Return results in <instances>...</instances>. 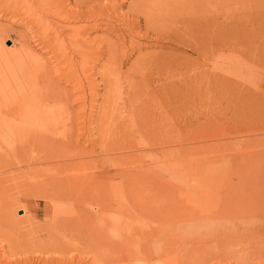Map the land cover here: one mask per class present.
<instances>
[{
    "label": "rangeland",
    "instance_id": "obj_1",
    "mask_svg": "<svg viewBox=\"0 0 264 264\" xmlns=\"http://www.w3.org/2000/svg\"><path fill=\"white\" fill-rule=\"evenodd\" d=\"M0 64V264H264V0H0Z\"/></svg>",
    "mask_w": 264,
    "mask_h": 264
},
{
    "label": "bare ground",
    "instance_id": "obj_2",
    "mask_svg": "<svg viewBox=\"0 0 264 264\" xmlns=\"http://www.w3.org/2000/svg\"><path fill=\"white\" fill-rule=\"evenodd\" d=\"M5 44V43H4ZM21 45V44H20ZM24 45V44H23ZM217 45V44H216ZM215 47V46H214ZM219 47V46H218ZM222 47V46H221ZM220 47V48H221ZM2 50H4V49H2ZM219 50V49H218ZM2 53H4V52H2ZM13 53V52H12ZM51 53V52H50ZM5 54V53H4ZM32 54H33V52H32V50L31 49H29V48H26L24 51H21V55H19V57L20 56H22V58L23 57H27V56H32ZM206 54H208V53H206ZM212 54V53H211ZM3 55V54H2ZM27 55V56H26ZM205 55V54H204ZM5 55H3L2 57H4ZM8 56V55H7ZM209 56V55H208ZM15 57V56H14ZM13 57V58H14ZM17 57V56H16ZM29 57V58H30ZM35 57V56H34ZM33 57V58H34ZM167 57V56H166ZM11 59H12V57H11ZM16 59V58H15ZM20 59H21V57H20ZM45 59V58H44ZM165 59V58H164ZM14 60V59H13ZM12 60V62L14 63V61ZM33 60V62L36 64V65H38L37 67L38 68H44V65H43V63H41V60H38L37 59V57L36 58H34V59H32ZM6 61V60H5ZM31 61V60H30ZM152 61V60H151ZM32 61H31V63H33ZM3 63H5V62H3ZM30 63V62H29ZM28 63V64H29ZM9 64V63H8ZM16 64H18V63H16ZM0 65H2V64H0ZM26 65V64H25ZM34 65V64H33ZM32 65V66H33ZM45 65H46V63H45ZM6 66V64L4 65V67ZM8 66V65H7ZM116 66V65H115ZM19 67V66H18ZM22 67H23V65H22ZM13 68V67H12ZM0 69H2V68H0ZM22 69V68H21ZM20 68L18 69L19 71L21 70ZM40 69V70H41ZM40 70H38V71H40ZM2 71V70H1ZM16 71H17V68H16ZM3 72H6V71H3ZM9 72H11V71H8V73H5V75L7 74V76H8V74L10 75V73ZM22 72V71H21ZM42 72H44V69H42ZM47 72V71H46ZM46 72H45V75H46ZM112 72H113V70H112ZM50 73V72H49ZM49 73L47 74V75H49ZM161 73V72H160ZM4 74V73H3ZM15 75V77L17 78V76H16V74L17 73H14ZM32 74V73H31ZM42 74V73H41ZM5 75H4V77H5ZM20 75V74H19ZM21 75H23V74H21ZM43 75V74H42ZM52 75V74H51ZM13 76V77H14ZM25 76L27 77V75H24V78H25ZM39 76V75H38ZM13 77H12V80H13ZM21 77V76H20ZM5 78H8V77H5ZM15 78V79H16ZM38 78V77H37ZM42 78H43V76H42ZM106 80H107V82H108V86H107V91H111V90H113V87H115V85L117 84H119V82H120V73L119 72H117V71H115V73H111V72H107L106 74H105V77H104ZM45 79V78H44ZM47 79V78H46ZM45 79V80H46ZM48 79H50V78H48ZM52 79V78H51ZM24 80V79H23ZM75 80V79H74ZM7 81V80H6ZM15 81V80H14ZM21 82H19V80H18V85H19V83L21 84L22 83V79L20 80ZM26 80H24V82H25ZM48 81H51V80H48ZM38 82V81H37ZM13 84V83H12ZM25 84H27V83H25ZM49 84V83H48ZM6 85H7V83H6ZM15 86H16V84H15ZM21 86V85H20ZM51 86H52V84H51ZM14 87V86H13ZM26 87H27V85H26ZM29 87V86H28ZM48 87V86H47ZM105 87V86H104ZM15 89H16V87H14ZM54 88V87H53ZM20 89H22V88H20ZM25 89V88H24ZM23 89V90H24ZM42 89V88H41ZM11 90V89H10ZM28 91H29V89H28ZM49 91V90H48ZM51 91V90H50ZM53 91V90H52ZM113 92H115V91H113ZM134 92V91H133ZM37 93V92H36ZM47 93V92H46ZM56 93V92H55ZM11 94V93H10ZM22 94V93H21ZM27 95V96H26ZM25 95V97H27V98H29V96H28V94H26ZM47 95V94H46ZM107 95V94H106ZM22 96L23 95H21V98H22ZM30 96H31V94H30ZM48 96V95H47ZM61 96V95H60ZM114 96V95H113ZM119 96V95H118ZM20 97V96H19ZM45 97V96H44ZM50 97V96H49ZM54 97V96H53ZM58 97V96H57ZM27 98L26 99H24L25 101L27 100ZM69 98V97H68ZM30 99V98H29ZM29 99H28V101H29ZM62 99V98H61ZM22 100V99H21ZM35 100V99H34ZM33 100V101H34ZM14 101V100H13ZM23 101V100H22ZM31 99H30V102L29 103H27V105H22L21 104V108L22 107H24V108H26L27 107V110H31L30 108H29V106L30 105H28V104H30L31 103ZM32 101V102H33ZM45 101H46V98H45ZM12 102V101H11ZM35 102V101H34ZM33 102V103H34ZM22 103V102H21ZM47 103H48V101H47ZM63 103V102H62ZM33 105V104H32ZM31 105V106H32ZM35 105V104H34ZM34 105L32 106V107H34ZM64 106H67V105H64ZM31 107V108H32ZM50 107V106H49ZM68 109V108H67ZM49 110V109H48ZM21 111H23V110H21ZM119 110L118 109H116L114 106H112V108L111 107H109V106H107V107H104L101 111H100V115H103V114H115V113H117ZM28 112V111H27ZM138 112H143V110H139ZM32 113V112H31ZM30 114V113H29ZM31 115V114H30ZM103 116H105V115H103ZM24 129V128H23ZM21 130V129H20ZM36 130H38V129H32V128H28V129H24L22 132H20L19 134V142H20V144L23 146V148H28V149H30V150H32L33 148H32V146H35V147H39V148H42V147H40V145H41V142H40V140H39V138H32V135L34 134L33 133V131H36ZM36 133V132H35ZM13 135V134H12ZM34 136V135H33ZM16 138V137H15ZM17 138H18V136H17ZM16 138V139H17ZM17 141H18V139H17ZM14 142V141H13ZM37 144V145H36ZM17 145V144H16ZM44 145V144H43ZM34 147V148H35ZM49 147V146H48ZM45 148L43 147L42 148V150H43V152L44 153H46V154H44L43 155V153H41L42 155H41V158H35V160L34 159H32V158H29L28 160L31 162V163H40V161H42V162H49L51 159H57V158H59V156H56L57 154H55V156L56 157H52V156H49L48 154L49 153H47V152H45V150H44ZM40 151V150H39ZM41 152V151H40ZM40 152L38 153L39 155H40ZM53 154V155H54ZM49 156V157H48ZM63 157V156H62ZM60 158H61V156H60ZM64 158H66L65 156H64ZM62 159V158H61ZM58 160V159H57ZM41 162V163H42ZM64 182V181H63ZM61 184V183H60ZM59 184V182H57V181H52V182H48L47 183V190H53L54 188H57V186L58 185H60ZM67 184V183H66ZM45 185H44V187H45ZM152 185V184H151ZM64 186V185H63ZM135 186V185H134ZM160 184H156L155 185V188H159L160 189V191H161V188H163V187H161L160 188ZM131 187V186H130ZM61 188V187H60ZM62 189H63V187H62ZM60 190V189H59ZM64 190H67V189H64ZM156 190V189H155ZM165 190V189H164ZM63 191V190H62ZM68 191V190H67ZM132 191V190H131ZM162 191H163V189H162ZM65 192V191H64ZM153 193V192H152ZM151 192L150 193H148V194H146L145 196H144V199H143V202H144V200H147V202L144 204V206H141L142 208H144L146 211L145 212H148L149 213V215H148V217H149V219L151 218V219H155V221H159V220H161V224H163L164 223V221H165V211H166V206H167V198H166V194L165 193H162L161 192V194H160V198H161V201L154 195V194H152ZM132 194V193H131ZM50 196V195H49ZM48 196V197H49ZM48 199V198H47ZM50 199H52V198H50ZM54 200V199H53ZM54 203V202H53ZM101 208H102V206H101ZM106 210H103V212H105ZM79 214V213H78ZM159 217H160V219H159ZM82 220V219H81ZM83 221V220H82ZM64 223L66 224V223H68L67 221H64ZM84 223V222H83ZM79 224V223H78ZM82 224V223H81ZM87 223L85 222V225H86ZM67 225V224H66ZM66 225H65V228H66ZM68 225H69V223H68ZM67 225V226H68ZM81 226H84V225H81ZM57 231V230H56ZM67 231H69V228H67ZM111 231H112V234H113V232H115L113 229H111L110 231H109V234L111 233ZM163 231H164V229H163ZM165 232V231H164ZM147 238V240H148V242H149V245H151V246H153V248H154V246L156 245V243H158V245H160L159 247L161 248V251H165V248H166V244H165V242H164V240H165V237H164V235L161 233L160 234V236L156 239L157 240V242H154V240L152 239L153 237H151V236H149V237H146ZM133 241H134V239H133ZM154 242V243H153ZM145 243H146V241H145ZM156 247V246H155ZM158 248V247H157ZM159 249V248H158ZM153 250V249H152ZM152 255V254H151ZM142 260V259H141ZM140 260V261H141ZM149 264V263H148Z\"/></svg>",
    "mask_w": 264,
    "mask_h": 264
}]
</instances>
